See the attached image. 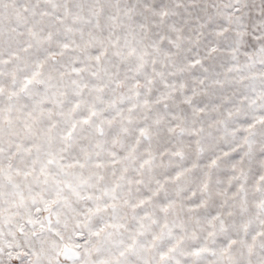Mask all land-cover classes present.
<instances>
[{
	"label": "snow or ice",
	"instance_id": "1",
	"mask_svg": "<svg viewBox=\"0 0 264 264\" xmlns=\"http://www.w3.org/2000/svg\"><path fill=\"white\" fill-rule=\"evenodd\" d=\"M0 264H264V0H0Z\"/></svg>",
	"mask_w": 264,
	"mask_h": 264
}]
</instances>
